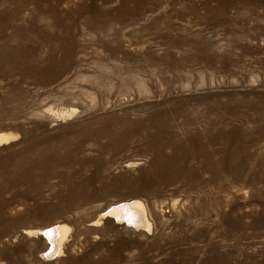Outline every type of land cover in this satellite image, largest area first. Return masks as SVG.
<instances>
[{
  "label": "rangeland",
  "instance_id": "obj_1",
  "mask_svg": "<svg viewBox=\"0 0 264 264\" xmlns=\"http://www.w3.org/2000/svg\"><path fill=\"white\" fill-rule=\"evenodd\" d=\"M202 1L0 0V8H25L23 15L42 13L27 31L32 38L29 71L15 72L9 79L0 76V108L9 110L14 98L19 101L15 116L0 114V132L14 134L0 144V185L22 171L23 161L15 162L9 172L3 166L6 156L22 159L27 141L50 144L53 156L52 171L40 185L17 183L0 196L15 193L6 214H21L25 220L17 239L29 233L20 252L23 259L14 264H264L262 183L250 186L240 181L222 187L212 180L208 167L195 187L174 180L127 196L133 186L127 183L130 177L145 172L155 182L162 180L154 170L157 162L165 161V154L179 157L182 147H188L192 130L176 110L204 101L212 111L218 100L224 122L243 119L248 128H256L253 117L264 127V0H219L225 10L217 16L210 13L218 2L207 0L211 8L205 10ZM90 7L100 9L97 30L89 24L94 12ZM122 7L130 9L118 15L117 8ZM190 7L199 8L204 16L197 18ZM45 8H54L53 14L43 12ZM9 20L22 23L15 17ZM182 28L185 37L199 32L211 40L226 56L227 67L201 70L205 61L200 60L190 69L182 65L173 69L172 58L159 61L165 49L180 55L182 49L161 40L164 35L173 40ZM150 51L155 56H148ZM241 64L244 69L238 67ZM229 93L234 99L256 100L260 108L254 111L247 103L241 110L230 109L225 106ZM126 123H140V130L117 147L110 129ZM101 129L110 133L103 131V136ZM151 131L161 134L154 143L147 136ZM197 141L204 150L211 146L204 137ZM223 142L222 136L216 140L218 146ZM254 143L255 148L247 149L249 160H263L264 130ZM176 160L168 158V165ZM132 200L146 207L148 230H135L104 214L113 205ZM227 204L239 208L225 221L214 213L210 217L199 213L213 205L227 213ZM38 205L43 207L36 210ZM216 209L213 206L212 212ZM244 210L248 215L239 219ZM236 219L241 225L234 223ZM55 224L68 231L61 251L46 260L40 256L48 247L45 238L31 233Z\"/></svg>",
  "mask_w": 264,
  "mask_h": 264
},
{
  "label": "bare ground",
  "instance_id": "obj_2",
  "mask_svg": "<svg viewBox=\"0 0 264 264\" xmlns=\"http://www.w3.org/2000/svg\"><path fill=\"white\" fill-rule=\"evenodd\" d=\"M218 2L217 5L212 7L211 15L217 16L219 12L225 10V6ZM231 0H229L230 2ZM202 8L208 10L211 8L207 0L201 2ZM94 10L92 17L89 19V24L95 30H97V22L99 20L100 11L99 8L90 7ZM25 8H0V76L6 79L11 78L13 73H27L31 67V41L32 38L27 32L31 27L37 25L36 21H40L42 13L40 15L35 12L21 13ZM88 9V8H83ZM130 8L122 7L117 8V14L120 15L122 10ZM135 10H152L153 8H140L135 7ZM188 10L196 11V17H202L199 8L190 7ZM43 12H49L53 14L54 8H45ZM10 17L21 19L22 23H14L9 20ZM200 22L203 20H199ZM105 23V22H104ZM166 30L170 32L173 28L171 27V20H166ZM10 28L12 32L9 34L6 30ZM185 28H182L178 36L173 40L168 35L162 36L161 42L163 44H171L177 48L182 49V52L177 57L169 49H165L163 55L159 57V61L163 58H172V68L176 69L178 65H182L186 70L190 69L193 65H197L200 60H204V65L201 66V70L211 69L213 71H222L227 67V58L220 51L215 50L211 44V40L203 37L199 32H191L190 36H183ZM97 32V31H96ZM98 35V33H96ZM104 44H107V40L104 37L99 38ZM55 45V44H54ZM58 44V48H60ZM187 47V48H185ZM198 51V53L193 52ZM148 56H155L150 51ZM62 57V56H61ZM56 58L54 61H56ZM187 59L189 61H187ZM50 61L49 62H54ZM214 61H218L219 65L215 66ZM199 65H201L199 63ZM244 69V64L239 65ZM125 90L129 86H122ZM229 101L225 103V106L233 110H241L247 103L250 104V108L254 111L258 110L260 106L256 100L248 102L243 96L239 99H234V93L228 94ZM15 104L12 108L5 110L3 107L0 108V114H8L15 116L17 114L16 105L19 103L16 98L13 100ZM222 104L216 100L212 111L208 110V104L204 101L198 102L194 107L184 108L183 110H176V113L181 114L186 119L188 129L192 130L191 135L188 136V147H182L183 153L177 157L175 154H165V161L157 162L158 165L155 167V171L162 180L155 182L145 172H142L137 177H130L127 181L128 184L133 185L128 188L127 196L135 197L145 193L149 190L153 184L157 183L158 186L162 187L166 183L172 181L185 182L190 188L195 187L202 179V172L208 167L213 177V181H216L222 187L229 185H236L240 181H243L247 185H255L257 183L264 184V159L249 160L248 148H255L257 143H254L262 134L264 127L261 123H258L253 117L251 121L256 128H248L245 120H231L226 123L223 120V115L219 108ZM166 114H163L165 116ZM200 120L202 121V127H197L195 123ZM138 124L140 123H126L124 125L115 126L111 130V133L117 138L114 143L117 147L124 145L126 140L136 134L140 129ZM106 129L98 130V132L105 136V133H110V130ZM245 130V131H244ZM104 131V132H103ZM147 136L154 140L161 134L158 132H147ZM14 136L13 133L8 131L0 132V144L9 141ZM224 137L222 146H218L216 140L218 137ZM198 137H204L209 144L210 148L206 146L205 150L203 146L197 141ZM255 140V141H254ZM175 144V143H173ZM115 147V146H114ZM148 147V145H147ZM23 157L19 159L15 156H6L4 162V169L9 172L15 162L23 161L24 167L19 175L14 178H6L5 182L0 185V196L7 192L17 183L24 182L29 186L40 185L47 174L52 170L49 167V161L53 159L51 145L50 144H39L38 140L32 139L26 142L23 148ZM168 158L177 159L173 166H169ZM2 167V165H1ZM254 167H257L254 169ZM249 168L250 171H246ZM169 171V172H168ZM223 174L228 175L227 178L222 179ZM71 184V182H68ZM130 186V185H129ZM75 195H78L75 193ZM15 196L12 193L10 198L0 197V264H8L17 262L19 263L23 258L20 255L21 250L25 249V243L29 241L28 234L24 232L22 238L17 239L16 232L22 228L25 224L21 214L9 216L6 214L7 208H9L11 199ZM77 197V196H76ZM72 202L69 203V206ZM215 206L218 209L212 212V207ZM207 208L205 211H200L202 215L210 217L213 213L220 216L223 220H228L230 212H234L235 208H239L236 205H228L229 210L227 213L220 210V205H213ZM264 207V203L262 205ZM43 206L38 205L36 210H39ZM243 214L239 215V219L248 215L247 211L244 210ZM36 211L31 212L33 216ZM192 213H196V210H192ZM104 214L114 218L116 223H124L127 226L133 227L135 230H148L150 228V219L147 213L146 207L139 200L124 201L113 205ZM239 219H236L234 223L241 225ZM14 226L15 230H11L10 227ZM68 227L62 224L51 225L48 228L34 231L32 236L36 235V232L42 235L47 244V249L40 254L46 260L54 258L60 251L65 240ZM14 264V263H13Z\"/></svg>",
  "mask_w": 264,
  "mask_h": 264
}]
</instances>
